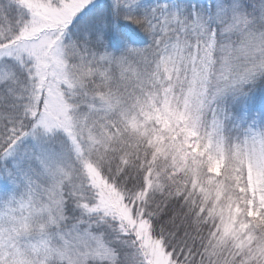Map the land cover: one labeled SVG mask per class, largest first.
I'll return each instance as SVG.
<instances>
[{"label": "snow or ice", "instance_id": "obj_1", "mask_svg": "<svg viewBox=\"0 0 264 264\" xmlns=\"http://www.w3.org/2000/svg\"><path fill=\"white\" fill-rule=\"evenodd\" d=\"M0 264H264V0H0Z\"/></svg>", "mask_w": 264, "mask_h": 264}]
</instances>
